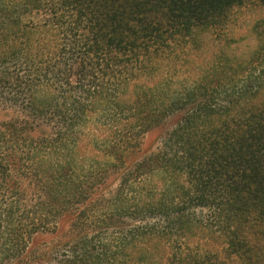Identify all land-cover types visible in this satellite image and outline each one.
<instances>
[{
    "label": "trees",
    "instance_id": "1",
    "mask_svg": "<svg viewBox=\"0 0 264 264\" xmlns=\"http://www.w3.org/2000/svg\"><path fill=\"white\" fill-rule=\"evenodd\" d=\"M261 5L0 0V264H264Z\"/></svg>",
    "mask_w": 264,
    "mask_h": 264
},
{
    "label": "rangeland",
    "instance_id": "2",
    "mask_svg": "<svg viewBox=\"0 0 264 264\" xmlns=\"http://www.w3.org/2000/svg\"><path fill=\"white\" fill-rule=\"evenodd\" d=\"M245 16H247V18H256L258 20V26H260L259 29H264V6H257L256 8H254L252 10V8H247L245 11ZM11 116L10 111L5 110L3 108H0V123L6 121L7 119H9ZM246 233L248 236H251L252 238H254L259 244L264 245V231H259L258 228H253V227H247L246 228ZM200 242V238L197 237L195 239H193V244H197ZM220 253H221V258L222 256V249H220ZM259 255L260 251L258 249L253 251V255ZM259 264V263H257Z\"/></svg>",
    "mask_w": 264,
    "mask_h": 264
}]
</instances>
